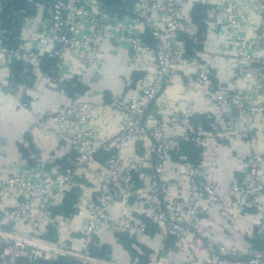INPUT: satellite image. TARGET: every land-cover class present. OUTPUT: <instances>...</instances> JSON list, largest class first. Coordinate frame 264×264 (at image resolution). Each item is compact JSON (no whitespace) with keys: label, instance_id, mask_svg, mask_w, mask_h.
Here are the masks:
<instances>
[{"label":"built area","instance_id":"obj_1","mask_svg":"<svg viewBox=\"0 0 264 264\" xmlns=\"http://www.w3.org/2000/svg\"><path fill=\"white\" fill-rule=\"evenodd\" d=\"M47 1L35 3V13L13 12L21 26L16 45L6 44L11 31L0 28V66L12 69L8 91L37 71L50 88L64 91L70 63L71 76L90 70L96 75L107 41L126 43L135 77L129 92L114 93L106 103L117 115L111 133L102 132L106 121L78 93L60 110L34 115L20 146L25 157L1 167L0 264H264V246L251 233L243 246L227 244L206 222L212 205L234 223L251 211L264 218V0H120L119 12L106 0ZM195 4L208 6L200 20L207 31L215 25L225 31L218 54L234 60L230 90L216 88V71L196 49L201 37L192 26ZM49 57L56 64L44 71ZM15 61L23 64L19 78ZM178 82L187 92L203 88V119L193 100L181 108L162 99L166 87ZM34 131L62 155L39 154L30 143ZM247 138L253 145L237 157L238 176L226 196L181 150L185 143L200 150L209 141L232 147ZM129 143L135 152L127 154ZM171 163L184 177L181 192L169 177ZM71 190L76 211L61 219L53 208ZM150 228L158 246L146 251L141 238ZM50 231L57 239L46 237ZM110 238L126 239L133 253L115 255Z\"/></svg>","mask_w":264,"mask_h":264},{"label":"crops","instance_id":"obj_2","mask_svg":"<svg viewBox=\"0 0 264 264\" xmlns=\"http://www.w3.org/2000/svg\"><path fill=\"white\" fill-rule=\"evenodd\" d=\"M35 2V1H34ZM47 0H36V3H47ZM208 6L195 4L190 15L193 25L200 34L201 41L196 44V49L202 56L203 61L213 66L216 71L215 86L230 90L233 87V82H230L232 76V67L234 60L228 55L223 57L218 54L221 49L225 37V31L219 26L209 29L200 23V20L206 16ZM255 21V19H253ZM249 21L246 26V35L251 34ZM132 24V20L128 19ZM180 36L187 39V32L182 31ZM190 54H193L192 52ZM129 51L124 42L107 41L103 47V55L101 62L96 69V75L90 71L84 72L81 76H71L70 64L64 67L66 73L64 91H55L48 86V78L42 71H37L31 77L32 79L19 85H14L13 89L8 91L7 83L11 80L12 69L7 65L0 66V173L3 164L8 162H20L23 156L20 151V146L24 140V134L29 127L34 124V115H42L49 111H58L67 105L68 97L73 93L83 95L86 99L93 102L97 109L96 114L99 119L106 121L105 127L100 126L102 132L111 133L117 127V115H115L106 103L109 101L112 94L127 93L132 88V79L135 77L133 70L128 65ZM195 55V54H194ZM151 56L148 57L150 59ZM68 62V61H67ZM147 62V61H146ZM69 63V62H68ZM146 63H144L145 65ZM147 66V65H146ZM68 76V77H67ZM217 84V85H216ZM72 93V94H69ZM203 92L201 86L195 90L187 92L178 82L166 87L163 94V100L166 102L178 104L181 108L188 100L195 102V110L198 119H203L208 110V103L199 95ZM27 106H23V102ZM30 143L34 146L39 154L48 159L50 155L61 156L62 149H58L55 143L42 137L37 131H34L31 136ZM253 145L252 139H239L232 147L219 145L214 141H209L205 148L194 149L188 151L187 154L201 164L202 170L209 179L217 184L218 191L222 196L229 194L234 177L238 176L239 163L237 157L247 155L250 146ZM69 149V148H67ZM135 152L134 144L129 143L126 148V153ZM142 153V149H138ZM199 153V154H196ZM175 191H183L186 184L184 177L181 174L179 167L170 164V173ZM206 222L213 225L217 237L227 244H235L243 246L251 233L254 238H251L256 244L264 246V234H258V230L264 232V218L258 213L251 211L247 214L237 217L236 222H232L228 217L222 215L217 206L208 207ZM146 232V236L142 239L143 247L146 251L157 249V238L155 230L150 228ZM150 241H148V239ZM124 240L110 238L111 247L119 257L125 258V250L130 249V244L124 245ZM171 242V241H170ZM125 249V250H124ZM133 253V250H131ZM181 257L174 256V261H181Z\"/></svg>","mask_w":264,"mask_h":264},{"label":"trees","instance_id":"obj_3","mask_svg":"<svg viewBox=\"0 0 264 264\" xmlns=\"http://www.w3.org/2000/svg\"><path fill=\"white\" fill-rule=\"evenodd\" d=\"M35 1V2H34ZM36 0H3V10L0 13V28H5L11 33L8 34V41L7 45H16L18 37L21 34V26L20 23L13 19L12 15L13 12L19 11L20 9H26L28 13H35L36 7H35ZM106 3L108 4L111 11H118L119 8L122 5V2L120 0H106ZM146 39L149 40V37L146 36ZM14 68V74L17 78H19L21 70H22V62L15 61L12 63ZM56 64V59L54 57L46 58L43 62V70H47L49 66H54ZM69 94H72L69 92ZM195 145L192 143H185L181 150L185 153H188V151L194 149ZM179 152H176V155ZM61 165H65V161H61ZM61 199L58 202V204L53 208V211L61 218H69L75 211V202H76V192L74 191H65L61 195ZM48 239L55 240L58 237V234L54 233L53 231H50L48 235H46ZM124 245L129 244V241L124 239ZM47 264H64L61 261H55L52 263Z\"/></svg>","mask_w":264,"mask_h":264},{"label":"water","instance_id":"obj_4","mask_svg":"<svg viewBox=\"0 0 264 264\" xmlns=\"http://www.w3.org/2000/svg\"><path fill=\"white\" fill-rule=\"evenodd\" d=\"M20 151L22 153V156L25 157V155H26V149L20 147Z\"/></svg>","mask_w":264,"mask_h":264}]
</instances>
